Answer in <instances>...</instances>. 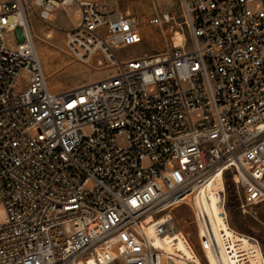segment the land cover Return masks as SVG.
<instances>
[{
    "label": "built area",
    "instance_id": "2783aa9c",
    "mask_svg": "<svg viewBox=\"0 0 264 264\" xmlns=\"http://www.w3.org/2000/svg\"><path fill=\"white\" fill-rule=\"evenodd\" d=\"M159 1L142 25L114 1L0 0V264H178L155 242L189 238L180 207L203 264L207 253L222 264L233 252L227 183L243 213L264 202V0ZM57 9L77 17L69 53L115 73L49 88L26 29ZM147 26L173 31L172 49L120 57ZM218 181L216 215L204 200Z\"/></svg>",
    "mask_w": 264,
    "mask_h": 264
},
{
    "label": "rangeland",
    "instance_id": "374dc122",
    "mask_svg": "<svg viewBox=\"0 0 264 264\" xmlns=\"http://www.w3.org/2000/svg\"><path fill=\"white\" fill-rule=\"evenodd\" d=\"M112 1L117 2L124 10L137 15L142 25H144L142 22L145 19L156 13L151 0ZM33 7L35 10L37 9L34 4ZM166 7L178 11V0H160L159 8L164 9ZM67 12L63 9H57L51 16V19L46 22L41 21L35 16L29 18L30 30L33 34L49 88L53 92H60L65 89L89 84L117 71L116 68L99 64L98 60H100V57L98 56H94L88 60H79L69 53L65 42V30L72 26L77 17L74 10H68ZM142 32V42L135 47L120 50V57L126 58L143 53H158L172 49L171 37L174 33L170 29L164 26H147L143 27ZM16 44L15 33L13 31L5 32V47L13 49L16 47ZM16 87L21 90L26 85L23 80H18ZM227 199L233 227L248 236L257 237L264 248V202L248 208V212L243 213L240 208L236 187L232 182H228L227 184ZM173 214L178 219L180 226L189 233V238L195 245L196 253L201 255L194 228L186 222L191 219L190 210L186 207H180ZM5 217L6 210L4 206L0 205V220H3Z\"/></svg>",
    "mask_w": 264,
    "mask_h": 264
},
{
    "label": "bare ground",
    "instance_id": "6f19581e",
    "mask_svg": "<svg viewBox=\"0 0 264 264\" xmlns=\"http://www.w3.org/2000/svg\"><path fill=\"white\" fill-rule=\"evenodd\" d=\"M26 32L27 34L31 33L30 26L29 29H26ZM174 40L175 45L179 46L183 42V36L180 33H176ZM220 188H222V185L218 181L215 186L210 187L209 198L206 197L204 200L207 208L212 204L216 215L218 210L215 208V205ZM171 217L174 219L173 215ZM227 236L231 242L233 252L229 256L222 257V264H241L243 263L241 261H245L248 264H264L262 250L251 241L250 236L235 228H233V232L227 233ZM155 245L176 253L179 257L177 258L178 264H203L199 254L195 251L194 245L183 230L177 231L175 237L166 235L163 240L156 241ZM207 257L210 264H218L216 258L211 253H207Z\"/></svg>",
    "mask_w": 264,
    "mask_h": 264
},
{
    "label": "crops",
    "instance_id": "0c3cea01",
    "mask_svg": "<svg viewBox=\"0 0 264 264\" xmlns=\"http://www.w3.org/2000/svg\"><path fill=\"white\" fill-rule=\"evenodd\" d=\"M106 1H112V0H106ZM69 14V12H67Z\"/></svg>",
    "mask_w": 264,
    "mask_h": 264
},
{
    "label": "trees",
    "instance_id": "16d2710c",
    "mask_svg": "<svg viewBox=\"0 0 264 264\" xmlns=\"http://www.w3.org/2000/svg\"><path fill=\"white\" fill-rule=\"evenodd\" d=\"M228 184V183H227ZM226 188H227V186H226Z\"/></svg>",
    "mask_w": 264,
    "mask_h": 264
}]
</instances>
